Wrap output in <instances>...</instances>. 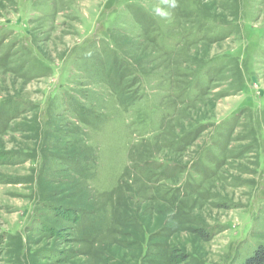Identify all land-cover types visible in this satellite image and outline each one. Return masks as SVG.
<instances>
[{
  "label": "rangeland",
  "instance_id": "1",
  "mask_svg": "<svg viewBox=\"0 0 264 264\" xmlns=\"http://www.w3.org/2000/svg\"><path fill=\"white\" fill-rule=\"evenodd\" d=\"M160 2L0 0V264L264 246V0Z\"/></svg>",
  "mask_w": 264,
  "mask_h": 264
},
{
  "label": "trees",
  "instance_id": "2",
  "mask_svg": "<svg viewBox=\"0 0 264 264\" xmlns=\"http://www.w3.org/2000/svg\"><path fill=\"white\" fill-rule=\"evenodd\" d=\"M195 73L198 74V77L194 78L195 81L198 83L201 81L202 73H203V65L199 66L196 70H194ZM129 87V86H128ZM189 90V88H188ZM145 165L149 167L150 174L153 175L156 172H166V170L171 167V161H168L167 163L159 162V161H153V160H146L144 162ZM76 223H80L81 221V214L78 218H75ZM206 238H208V235H205ZM244 264H264V246H259L256 251L249 256Z\"/></svg>",
  "mask_w": 264,
  "mask_h": 264
},
{
  "label": "clouds",
  "instance_id": "3",
  "mask_svg": "<svg viewBox=\"0 0 264 264\" xmlns=\"http://www.w3.org/2000/svg\"><path fill=\"white\" fill-rule=\"evenodd\" d=\"M176 7V0H161L160 4L155 6L153 11L155 15L166 18L169 16L168 9H172Z\"/></svg>",
  "mask_w": 264,
  "mask_h": 264
}]
</instances>
